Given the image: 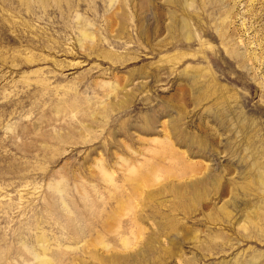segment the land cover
<instances>
[{"label": "rangeland", "instance_id": "374dc122", "mask_svg": "<svg viewBox=\"0 0 264 264\" xmlns=\"http://www.w3.org/2000/svg\"><path fill=\"white\" fill-rule=\"evenodd\" d=\"M257 175L264 0H0V264H264Z\"/></svg>", "mask_w": 264, "mask_h": 264}, {"label": "bare ground", "instance_id": "6f19581e", "mask_svg": "<svg viewBox=\"0 0 264 264\" xmlns=\"http://www.w3.org/2000/svg\"><path fill=\"white\" fill-rule=\"evenodd\" d=\"M112 2L114 1V0H111ZM85 36V35H84ZM255 176V175H254ZM258 176V175H257ZM258 177H260V182H261V184L260 185H262V186H264V176L263 177H261V176H258ZM255 178H257L256 176H255ZM253 180H255V179H253ZM256 183H258V182H256ZM259 184V183H258ZM262 204V203H261ZM257 209V208H256ZM255 215V214H254ZM257 216V218L259 219L260 218V216L259 215H256ZM262 216V215H261ZM251 218V217H250ZM254 219V218H253ZM262 219V218H261ZM255 220V219H254ZM262 221V220H261Z\"/></svg>", "mask_w": 264, "mask_h": 264}]
</instances>
